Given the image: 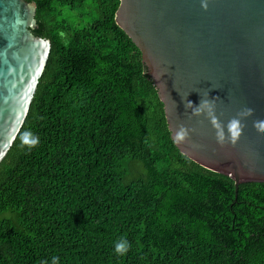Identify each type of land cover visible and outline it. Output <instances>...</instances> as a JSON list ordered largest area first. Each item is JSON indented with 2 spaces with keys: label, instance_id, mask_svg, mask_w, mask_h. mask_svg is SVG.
Here are the masks:
<instances>
[{
  "label": "trees",
  "instance_id": "1",
  "mask_svg": "<svg viewBox=\"0 0 264 264\" xmlns=\"http://www.w3.org/2000/svg\"><path fill=\"white\" fill-rule=\"evenodd\" d=\"M27 1L51 48L0 162V264H264V182L177 148L120 0Z\"/></svg>",
  "mask_w": 264,
  "mask_h": 264
},
{
  "label": "water",
  "instance_id": "2",
  "mask_svg": "<svg viewBox=\"0 0 264 264\" xmlns=\"http://www.w3.org/2000/svg\"><path fill=\"white\" fill-rule=\"evenodd\" d=\"M36 4L0 0V162L17 137L51 43ZM177 148L241 182H264V0H120ZM235 196V197H236Z\"/></svg>",
  "mask_w": 264,
  "mask_h": 264
},
{
  "label": "clouds",
  "instance_id": "3",
  "mask_svg": "<svg viewBox=\"0 0 264 264\" xmlns=\"http://www.w3.org/2000/svg\"><path fill=\"white\" fill-rule=\"evenodd\" d=\"M128 245L126 241H122L116 246L117 253H124L127 251Z\"/></svg>",
  "mask_w": 264,
  "mask_h": 264
}]
</instances>
